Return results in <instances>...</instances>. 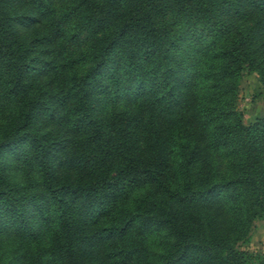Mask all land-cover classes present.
Masks as SVG:
<instances>
[{
  "label": "trees",
  "instance_id": "obj_1",
  "mask_svg": "<svg viewBox=\"0 0 264 264\" xmlns=\"http://www.w3.org/2000/svg\"><path fill=\"white\" fill-rule=\"evenodd\" d=\"M264 0H0V264H264Z\"/></svg>",
  "mask_w": 264,
  "mask_h": 264
},
{
  "label": "rangeland",
  "instance_id": "obj_2",
  "mask_svg": "<svg viewBox=\"0 0 264 264\" xmlns=\"http://www.w3.org/2000/svg\"><path fill=\"white\" fill-rule=\"evenodd\" d=\"M236 108L245 124L264 114V90L254 72L242 71L237 90ZM240 247L254 255H264V218L253 222L248 240Z\"/></svg>",
  "mask_w": 264,
  "mask_h": 264
}]
</instances>
